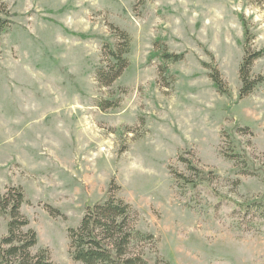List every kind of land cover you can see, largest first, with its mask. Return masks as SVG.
Returning a JSON list of instances; mask_svg holds the SVG:
<instances>
[{
  "label": "rangeland",
  "instance_id": "rangeland-1",
  "mask_svg": "<svg viewBox=\"0 0 264 264\" xmlns=\"http://www.w3.org/2000/svg\"><path fill=\"white\" fill-rule=\"evenodd\" d=\"M1 1L13 24L0 34V193L24 191L33 252L81 264L68 230L113 194L151 235L130 250L153 264H264V80L238 98L242 21L251 49L264 48V0ZM112 27L130 37L129 64L103 87L97 68L103 41L115 44ZM157 38L184 52L164 77ZM250 73L264 76V55ZM105 99L119 105L102 110Z\"/></svg>",
  "mask_w": 264,
  "mask_h": 264
},
{
  "label": "trees",
  "instance_id": "trees-1",
  "mask_svg": "<svg viewBox=\"0 0 264 264\" xmlns=\"http://www.w3.org/2000/svg\"><path fill=\"white\" fill-rule=\"evenodd\" d=\"M11 16L13 13L0 0V34L13 24ZM242 24L246 42L244 56L239 65L240 99L249 95L256 85L264 80V76L254 77L250 73L254 61L264 55V48L251 49L247 37V24L245 21H242ZM112 30L115 44L103 41L104 63L97 68V81L103 87L111 86L129 64L125 55L129 52L130 37L126 31L117 27H112ZM154 47L152 55L162 61L158 70L164 77L169 74L166 61L182 60L184 52L167 51L159 38L154 40ZM204 65L209 68V77L217 92L227 94L228 88L219 70L211 65ZM118 105L116 100L98 101V106L102 110ZM237 155L232 153L228 157L235 159ZM179 160L198 176L200 181L208 180V172L196 166L189 158L181 154ZM27 201L24 191L19 186H10L5 192L0 193V218L6 222V233L0 235V264H52L47 249L42 248L33 252L38 242L37 233L29 226L28 218L21 213V205ZM130 211V205L113 194H109L102 202L88 205L79 224L68 230L72 259L81 264H153L149 258L130 250V244L136 237L151 238V235L130 225Z\"/></svg>",
  "mask_w": 264,
  "mask_h": 264
}]
</instances>
